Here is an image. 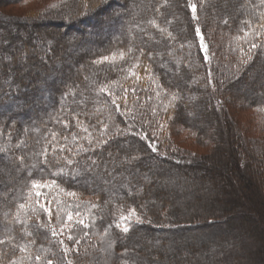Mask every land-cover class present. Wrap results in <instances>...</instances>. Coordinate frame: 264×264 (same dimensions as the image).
Wrapping results in <instances>:
<instances>
[{"label":"trees","instance_id":"16d2710c","mask_svg":"<svg viewBox=\"0 0 264 264\" xmlns=\"http://www.w3.org/2000/svg\"><path fill=\"white\" fill-rule=\"evenodd\" d=\"M26 1L0 0V264H264V138L237 113L264 109V0L3 15Z\"/></svg>","mask_w":264,"mask_h":264},{"label":"rangeland","instance_id":"374dc122","mask_svg":"<svg viewBox=\"0 0 264 264\" xmlns=\"http://www.w3.org/2000/svg\"><path fill=\"white\" fill-rule=\"evenodd\" d=\"M59 1V0H27L26 2L22 3V4H16V5H8L5 6L4 9H2L3 15L7 18H11V19H21L24 16L28 15L31 12L34 11H40V10H45L48 6H52L55 5V3ZM125 2V1H123ZM112 10H122L120 7L116 6L111 8ZM110 9V10H111ZM214 21L218 22V16H214ZM12 28V29H11ZM9 30L13 32V34H18L20 33V35L22 34L24 38H27V35L24 33H21L20 31L16 32L13 27H11ZM5 32H8L7 30H5ZM5 32L0 31V35L5 38L7 35ZM110 33L113 32V30H109ZM102 33H106L105 31H103ZM77 35L74 34L72 37H76ZM98 36V35H97ZM97 36L95 38H97ZM93 40V39H91ZM96 40H99L98 38ZM203 45L204 42H203ZM207 52V50H206ZM222 53H225L222 50ZM221 53V54H222ZM73 55V54H72ZM19 59H21V54H18ZM68 55L64 56V59L67 58ZM221 58V57H220ZM222 60V59H221ZM55 63L61 67V66H68V67H72V65L69 62L66 61H62V60H55ZM249 82L251 84H256L258 82V79L255 77L254 74L250 75L249 78ZM261 83L263 82V79H260ZM259 83V82H258ZM238 114H241V119L242 120H247L251 123V125L249 124V129H250V133H252L251 131H253V134L260 137V138H264V112L260 111V110H248V109H241L239 111H237ZM248 116V117H245ZM176 145L182 146L183 148H193L194 150H196L198 153H204L205 150L203 149H199L196 148L195 143H193L192 140H188L187 138V134H184L181 139H178L176 141ZM146 257V256H145ZM143 257V258H145Z\"/></svg>","mask_w":264,"mask_h":264},{"label":"snow or ice","instance_id":"6c2138e0","mask_svg":"<svg viewBox=\"0 0 264 264\" xmlns=\"http://www.w3.org/2000/svg\"><path fill=\"white\" fill-rule=\"evenodd\" d=\"M191 7H192L193 16H194V18H195L196 6L193 4ZM160 31H165V29H160ZM197 32L199 33V29H197ZM169 35H171V34L169 33ZM201 40H203V36H201ZM203 47L205 48V51H206V50H207V46H206V45H203ZM252 47L254 48V47H256V45L253 44ZM129 51H130V50H129ZM118 55H119V58H120V59H123L124 56H125V53H124L123 51H121V52H119ZM116 59H117V54H116V53H113L111 56L103 57L101 61H96V62H97V63H100V62H102L103 60L115 61ZM133 74H134V73H133ZM103 90H104V89H102V91H103ZM260 111H264V109H260ZM69 163H71V161H69ZM32 186H33L34 188H39V187H41V185H40L37 181H33V182H32ZM44 186H47V185H44ZM37 195H40V193L37 192ZM71 195H75V193H72ZM20 207L23 208L24 205L21 204ZM41 207L43 208L44 206L41 205ZM45 210H47V209H45ZM68 219H69V220L72 219L71 215L68 216ZM122 219H127V217H122ZM78 223H83V221H82V220H81V221H78ZM85 227H87V225H85ZM117 227H120V225L117 224ZM122 230H123L124 232H128L129 229H128L127 226H124ZM53 232H54V234H55V230H53ZM68 239H69V240H73V236L71 235V233L68 234ZM4 242H5V241L0 240V243H4ZM61 243H63V241H61ZM75 243H79V240H78V239L75 240ZM110 246H111V245H109V247H110ZM64 250H65V252H67L69 249L67 248V246H65V249H64ZM37 259L39 260L40 257L38 256ZM47 264H52V261H51V260H48V261H47Z\"/></svg>","mask_w":264,"mask_h":264}]
</instances>
